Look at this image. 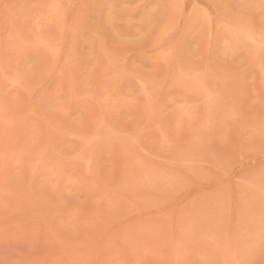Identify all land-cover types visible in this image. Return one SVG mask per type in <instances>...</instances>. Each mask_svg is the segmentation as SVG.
<instances>
[{"label":"rangeland","instance_id":"1","mask_svg":"<svg viewBox=\"0 0 264 264\" xmlns=\"http://www.w3.org/2000/svg\"><path fill=\"white\" fill-rule=\"evenodd\" d=\"M264 0H0V264H264Z\"/></svg>","mask_w":264,"mask_h":264},{"label":"snow or ice","instance_id":"2","mask_svg":"<svg viewBox=\"0 0 264 264\" xmlns=\"http://www.w3.org/2000/svg\"><path fill=\"white\" fill-rule=\"evenodd\" d=\"M260 178H261V181L264 182V171L261 172Z\"/></svg>","mask_w":264,"mask_h":264}]
</instances>
